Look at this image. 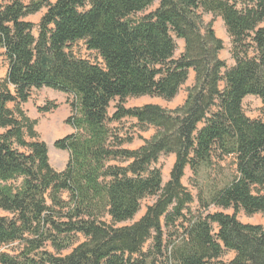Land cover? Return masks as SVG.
Segmentation results:
<instances>
[{
	"label": "trees",
	"instance_id": "trees-1",
	"mask_svg": "<svg viewBox=\"0 0 264 264\" xmlns=\"http://www.w3.org/2000/svg\"><path fill=\"white\" fill-rule=\"evenodd\" d=\"M154 1L0 2V246L19 244L0 251V264H223L226 251V264H264V224L237 218L264 213V0H158L140 15ZM42 8L34 34L26 17ZM201 12L224 22L232 66ZM176 39L184 44L178 56ZM78 41L102 64L73 55ZM189 71L177 107L123 106L129 96L173 99ZM44 87L70 99L74 131L54 142L69 153L62 171L23 109ZM248 95L260 98V117L244 113ZM124 118L156 131L125 148L132 138L108 126ZM167 154L174 162L163 182L154 164ZM187 168L195 196L182 183ZM145 198L152 202L142 216L118 225Z\"/></svg>",
	"mask_w": 264,
	"mask_h": 264
},
{
	"label": "rangeland",
	"instance_id": "rangeland-1",
	"mask_svg": "<svg viewBox=\"0 0 264 264\" xmlns=\"http://www.w3.org/2000/svg\"><path fill=\"white\" fill-rule=\"evenodd\" d=\"M3 1L7 0H0V2ZM157 6L158 0H155L153 4L149 6L143 13H140V15L153 11ZM45 10V8H42L38 13L26 17L27 20L35 24L34 34L37 33V24ZM201 18L204 24H211L215 35L222 41L223 47L219 52L220 59L225 61L227 67L232 66L234 64V61L230 56L231 38L226 30L224 22L219 16H216L210 12H201ZM183 46V41L180 39H176V50L174 52V56H178L182 52ZM68 50L76 57L84 58L91 62L102 64V60L97 56L96 52L90 51L86 48L84 41L75 42L68 48ZM6 69L7 63L0 55V79L5 76ZM192 81L193 72L189 71L187 80L184 82V84L181 85L177 95L170 100L152 96H129L122 101V104L125 107L142 106L145 104H158L166 109H173L182 104L186 96V88L192 84ZM220 86H223V82H220ZM69 100L70 99L66 94L44 87L39 90L33 89L28 101L23 104V109L25 110L26 114L30 117V119L36 121L35 129L40 138L45 141L48 150L49 162L51 166L57 171H62L65 168L69 158V153L67 150L56 148L54 146V142L57 139L69 135L74 131L73 128L66 123V118L71 115V106L68 103ZM49 102L54 103L56 107L49 111L39 110L40 107L46 105ZM115 104L116 101L110 104V107L108 109L109 116L113 113ZM242 104L243 111L248 117L257 118L261 116L262 103L259 97L248 95L243 99ZM134 124L135 120L130 118H124L120 121H108V126L110 128H113L118 136H127L128 138H132V141L123 144V147L128 149H137L144 143L146 139L151 138L156 131V129L152 126H147L142 130L136 127ZM173 162L174 155L167 154L161 155L158 161L154 164V166L161 169L163 182L167 179ZM110 164L125 165L124 162L114 160L110 161ZM229 176L230 172H227L226 177ZM190 177L191 172L187 168L185 171V175L182 178V183L195 196L197 193V189L194 187L193 182L189 181ZM210 179L212 181L218 182L222 179V177L219 175L211 174ZM62 196L63 198H66L67 192L63 193ZM151 202V198H145L141 202V206L137 214L131 220L120 223L118 225H128L135 222L142 216L145 211V207ZM194 207L195 204L192 205V208ZM210 210H215V208L211 206ZM223 211L225 213L232 212L231 209ZM237 218L243 223L264 224V213H255L248 215L243 211H239L237 214ZM213 228L215 231V224H213ZM18 247L19 244L15 242L9 245L0 246V251L12 252L15 251ZM232 257L233 252L226 251L220 257V261L223 264H226Z\"/></svg>",
	"mask_w": 264,
	"mask_h": 264
}]
</instances>
